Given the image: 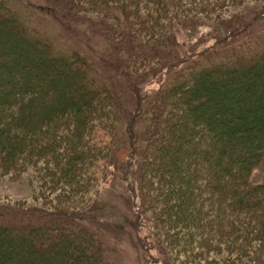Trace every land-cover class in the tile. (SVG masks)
Listing matches in <instances>:
<instances>
[{"label": "rangeland", "instance_id": "1", "mask_svg": "<svg viewBox=\"0 0 264 264\" xmlns=\"http://www.w3.org/2000/svg\"><path fill=\"white\" fill-rule=\"evenodd\" d=\"M118 1L120 4L117 0L106 2L111 7L98 10L102 6L94 9L96 6H88L86 0H77L75 7L71 0H8L20 20L42 32L54 46L56 56L52 58L38 51L39 43L27 45L5 37L10 43L8 49L13 63L22 69L11 74L10 82L19 79L26 90L25 78L30 77L27 58L39 64L45 60L54 70L46 76L47 80L63 82L66 86L69 79L58 69L71 57L70 52H77L83 60L77 61L76 66L82 69L86 66L88 79L92 77L115 94L121 112L116 120L115 108H91L81 131L84 141L82 137L76 143H70L69 136L54 138L55 147L63 148V153L81 155V167H73L71 181L66 182L67 177L63 175L57 176L63 153L58 154L54 147H45L40 154L25 157L21 169L13 171L7 167L0 172V209L7 212L5 217L12 223L8 232L16 237L25 221L39 222L55 215L66 218L65 212L70 211L72 218L64 225L79 224L94 233L109 264H264V229L256 223L258 214L242 212L222 221L214 211L220 199L211 191L208 176L216 168L212 160L202 154L211 151L207 129L190 120L185 132L196 134L199 131L197 139L182 147L183 152L173 155L175 159L162 157L159 150L167 139L175 140L176 134L174 136L167 127L187 114L184 103L198 100L189 91L193 88L192 76L187 79L189 88L176 98L178 101H174L171 91H167L163 99L159 94L166 91V86L185 78L188 71H197L208 62H220V56L224 61L241 53L246 58V54L264 52V0H139L138 11L125 6L126 0ZM149 15L155 19L146 24ZM232 18H239L247 25L244 30L239 27L234 37L219 43L217 39L223 28L218 23L231 22ZM140 52L145 55L135 57L131 64L129 54ZM72 58L76 60L75 56ZM245 58L237 69H245ZM229 66L223 65L224 69ZM205 67L215 69V63ZM2 76L6 74L0 69V79ZM227 77L225 72L210 82L225 86L229 83ZM194 79L198 83L207 81L203 74L195 75ZM34 82L36 87L29 91L28 99L31 95L35 97V92L39 93L36 97L39 96L48 86L40 79ZM74 86L75 83L69 85L71 89ZM166 99L169 106L165 104L161 109ZM49 101L47 98L46 102ZM156 106L160 108L158 112ZM153 113L162 117L156 122L154 135L153 123L151 131H147L148 119ZM105 115L118 124H110ZM71 127V121L65 117L53 134ZM111 127H115L118 134L114 135ZM146 137L153 140V146H147L152 149L147 161L153 171L147 165L145 173L149 171L153 181L157 180L153 183L154 197L159 198L155 187L162 192L163 185L176 184V179L178 192L173 193L174 197L168 196V199L172 197V205L181 196V190L188 186L201 185L199 193L193 192L192 196L179 199L178 206L166 208L157 207L154 201L151 207V202L143 200L149 186L141 177L140 152ZM94 150L98 155H93ZM175 161L183 165V174L179 176L169 173L170 168L163 176L154 169ZM253 174L254 181L260 184L261 172ZM54 181H65L66 185H57ZM15 224L23 227L15 230ZM34 226L25 227L23 237L28 239L29 228ZM38 227L40 231L42 226Z\"/></svg>", "mask_w": 264, "mask_h": 264}, {"label": "trees", "instance_id": "2", "mask_svg": "<svg viewBox=\"0 0 264 264\" xmlns=\"http://www.w3.org/2000/svg\"><path fill=\"white\" fill-rule=\"evenodd\" d=\"M71 1L74 7L77 6V0ZM109 1L86 0V4L96 6L94 9H98L97 5L98 7L102 6L98 10H103V8L111 7L106 4ZM138 1L126 0L127 4L125 6L129 5L135 11H138ZM117 2L120 4L118 0ZM19 18L20 16L14 14L8 0H0V69L6 74V77L2 76L0 79V172L7 167L13 171L23 168L25 157L40 154L45 147H54L53 149L58 151V154L63 153V148L55 147L54 138L69 136L70 143L71 141L76 143L82 137V127L91 108L97 106L107 107L110 110L115 108V119L121 115L120 105L115 98V94L103 84H97L92 77L89 76L90 79H88L89 70L86 66L84 69L76 66L77 61L83 60L77 52H70L71 57L65 59L64 64L61 65L62 69H58L59 72L64 71L63 73L67 75L69 85L75 83L76 86L73 89L67 83H65L66 87L63 82L58 83L47 80L46 76H49V72L54 70L45 63V60L39 64L34 63L32 60L28 61L25 57V63L30 72V77L25 78L26 90L23 88L21 80L16 79L10 82L11 74L18 73L22 69L13 63L11 52L8 49L10 43L4 40L5 37L10 36V39L13 38L15 42L20 43L21 40L22 43L27 45L39 43L41 46L37 49L38 51H43L46 56L51 55L52 58H56L53 54L55 52L54 46L45 39L42 32L40 33L31 25L28 26ZM154 19L155 16L151 17L149 15V21L146 24L151 23ZM244 25L247 24L239 18H232L231 22L220 21L218 26L223 29L221 30V37L217 39L218 42L220 43L228 37H234V32L237 33L239 27H243L242 30H244ZM28 35H31V37ZM262 52L246 54V58L241 53L237 57L234 56L224 61L221 58L223 56H220L221 61L218 60L220 62H208L197 71H192L194 70L192 69L187 72L185 78L178 79L172 85L166 86V91L159 94V97L163 99L165 93L171 91L172 98H175L174 101H178L176 98L180 97V94L189 88L188 78L191 76L195 78V75L203 74L207 79L206 82H202L204 85L198 83L194 78L191 79L190 82L193 84L190 85H193V88L189 91L193 92L198 100L184 103L183 108H185L187 114L184 113V118L181 117V119L171 122L167 127L169 131L174 133V136L176 134L175 140L167 139L168 141H165L164 147L159 150L162 157L177 156L180 152H183L182 147L197 139L199 131L196 134L194 131L185 132V125L190 120L206 128L211 136V151L209 153L203 151L202 154L207 160H212L216 168L208 176V179L210 178L212 182L209 186L211 191L216 193L220 199L219 207L214 209L219 215L218 219L225 221L231 215L242 212L258 214L259 221H256V223L264 229V52ZM151 54L153 52L149 56ZM144 55L143 52L137 55L136 53L129 54V57H131L130 63L133 64L135 57L139 58ZM72 56H75L76 60ZM243 58L247 60L245 69H237V65L243 62ZM214 63L215 69L205 67ZM225 63L230 65L229 69H224L223 65ZM222 70L225 71L222 72ZM225 72L228 73L227 78H229V83L225 86H218L216 83L210 82L211 79L223 76ZM35 76L44 82L42 84L46 83L48 86L44 91H40V95H37V97L38 92H35L34 89L35 97L31 95V98L28 99L29 91L36 87L34 81H39ZM219 82L221 83V81ZM36 84L41 85V83ZM47 98L50 99L49 102H46ZM165 104L167 107L169 106L167 99L161 104V109ZM158 107H155L156 112L160 110ZM65 117L71 121L73 128L71 127L70 130L65 129L54 136L53 133L57 128V124ZM107 117L108 115H105L106 120L113 126L118 124L117 119L110 120ZM161 118L158 114H151L148 119L147 131H151L150 124L153 123L154 135L157 131L156 125H158L156 122L160 121ZM111 128L114 135L118 134L115 127ZM81 139L84 141V137ZM152 142L151 138L146 137L145 146L142 147L140 152L141 177L143 176L149 185L144 193L147 197L142 196L143 200L145 198V200L151 202V207L154 201L157 207L166 208L178 206L179 199L183 197L185 199L189 194L192 196L193 192L194 194L196 191L199 193L201 185H194V188L188 186V189L181 190V196L172 205L171 198L174 197L173 193L178 192L177 184H179L175 178L174 182L176 184L163 185L162 192H158L160 190L155 187L156 197L159 198L154 197L153 183H156L157 180L153 181L149 171L147 174L145 173L146 167L149 165L148 155L152 152V149H148L147 146L150 144L153 146ZM96 150L92 152L95 156L98 153ZM61 158L62 165L59 166L60 168L57 167L58 173L55 172V175L56 173L57 176L63 175V177H67L66 182L71 181L72 173L75 171L73 167L75 165L81 167L79 165L81 155L74 152H65ZM151 166L150 164L149 169L152 168ZM168 168L171 169H169V173L174 176L183 174L181 170L183 165L178 161L168 166L159 165L154 169L158 175L163 176ZM255 171L261 172L260 184L253 179V176H255L253 172ZM190 179L193 178L190 177ZM66 182L56 181L55 183L65 186ZM150 194L151 197L148 196ZM171 195L172 197L168 199V196ZM6 213L0 209V264H65L67 261L68 264H71L70 260L74 261L75 264H109L102 245L99 244L94 233L87 232L79 224L77 226L72 224L70 227L64 225L66 221L70 222L71 219L68 218H72L71 214L73 215V213L70 211L65 212L66 218L55 215L56 217H50V219L44 221L39 220V222L33 223L25 221L22 223L24 228L20 230L18 228L23 227V225L15 224L17 225L15 230H18L16 237L8 232L12 223L7 221ZM31 224L35 226L29 228L30 237L27 239L26 236L23 237L22 232L25 231V227ZM38 226H42L40 231L37 229Z\"/></svg>", "mask_w": 264, "mask_h": 264}]
</instances>
